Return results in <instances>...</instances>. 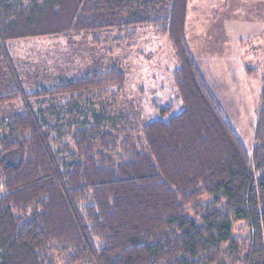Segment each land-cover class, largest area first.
Segmentation results:
<instances>
[{"label":"trees","instance_id":"trees-1","mask_svg":"<svg viewBox=\"0 0 264 264\" xmlns=\"http://www.w3.org/2000/svg\"><path fill=\"white\" fill-rule=\"evenodd\" d=\"M188 1L0 0L6 57L17 40L129 42L152 25L175 50L182 100L139 133L103 105L126 84L118 67L35 91L12 71L0 112L26 105L0 116V264H54L55 252L68 264H264V88L250 156L191 55Z\"/></svg>","mask_w":264,"mask_h":264},{"label":"rangeland","instance_id":"rangeland-1","mask_svg":"<svg viewBox=\"0 0 264 264\" xmlns=\"http://www.w3.org/2000/svg\"><path fill=\"white\" fill-rule=\"evenodd\" d=\"M149 1L154 4L156 0ZM167 1L160 0L163 9ZM243 3L245 8L240 5ZM217 6L197 7L195 27L190 25L192 32L189 30L186 38L207 85L251 156L264 88V0H223ZM239 17L246 20L229 22L233 33L224 32L222 21ZM136 29V37L129 42L118 41L116 31L103 32L106 42L100 45H94L85 34L13 41L4 47L7 57L0 49V90L11 87L12 71L24 89L35 91L52 88L65 77L118 67L127 74L126 84L109 100L113 101L110 106L108 102L103 105L119 119L130 116L140 133L143 125L159 117L158 107L173 105L177 113L182 100L174 83L179 63L169 38L158 34L152 25ZM25 105L26 101L18 100L1 109L0 116L21 112ZM67 257V253L55 252L54 264H68Z\"/></svg>","mask_w":264,"mask_h":264},{"label":"crops","instance_id":"crops-1","mask_svg":"<svg viewBox=\"0 0 264 264\" xmlns=\"http://www.w3.org/2000/svg\"><path fill=\"white\" fill-rule=\"evenodd\" d=\"M201 1V0H200ZM222 2H223V0H204V1H202V2H198V3H196L195 2V0H189L188 1V8H187V20H186V37H187V34L189 33V30L192 32V30H191V28H190V25L191 26H194L195 27V20L197 19V16H195V10H197V7H199V4H201V3H204V4H202L199 8H198V10H202V9H205V7L207 8V7H210V6H217V5H221L222 4ZM241 6H243L242 8H245V6L246 5H244V3L243 4H240ZM216 8H219V6H217ZM241 8V9H242ZM252 8V7H251ZM215 8L213 7V8H211L210 9V11L209 12H213V10H214ZM225 9H226V7H225ZM197 10V11H198ZM208 12V13H209ZM198 13V12H197ZM203 15V14H202ZM213 15V14H212ZM211 15V16H212ZM204 16H206V14L204 13ZM239 20H240V22L242 21V20H246L245 18H241V17H239V18H227V19H225L224 21H222V23H221V25L223 26V30H224V32H229V34L231 33H233L232 31H233V29L230 27V24H229V22H231V21H234V22H239ZM247 20H250V19H247ZM251 21H254V20H251ZM241 29V32H244L245 31V29L243 28H240ZM194 31H195V29H194ZM246 33V32H245ZM230 34V35H231Z\"/></svg>","mask_w":264,"mask_h":264}]
</instances>
